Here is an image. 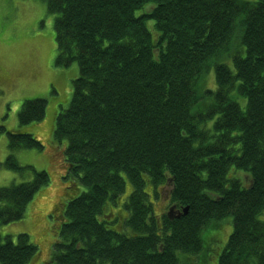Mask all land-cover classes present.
<instances>
[{
    "label": "trees",
    "instance_id": "trees-1",
    "mask_svg": "<svg viewBox=\"0 0 264 264\" xmlns=\"http://www.w3.org/2000/svg\"><path fill=\"white\" fill-rule=\"evenodd\" d=\"M42 1L54 64L77 65L49 138L61 154L52 210L64 242L43 264H181L202 255V229L227 215L230 231L209 259L264 264V0ZM45 106L22 99L18 123L41 120ZM7 134L4 164L31 167L13 152L41 140ZM47 181L40 169L0 186V223L19 219ZM164 184L185 212L157 222L148 185ZM108 202L122 203L136 239L100 242L111 235L98 217ZM35 249L27 233L0 234V264H24Z\"/></svg>",
    "mask_w": 264,
    "mask_h": 264
},
{
    "label": "rangeland",
    "instance_id": "rangeland-1",
    "mask_svg": "<svg viewBox=\"0 0 264 264\" xmlns=\"http://www.w3.org/2000/svg\"><path fill=\"white\" fill-rule=\"evenodd\" d=\"M55 54L53 17L46 11L42 0H0V186L29 180L34 170L48 172V181L35 191L23 215L17 220L0 223L2 237L8 235L15 242L17 235L24 232L36 245L35 252L24 264H41L40 260H45L50 253L51 219L47 215L62 187L61 154L49 138L56 112L65 107L71 95V80L77 73V65L75 61L55 65ZM206 80L209 84L212 82L210 74ZM39 96L46 99L43 118L19 124L17 111L22 99ZM19 128L30 131L44 145L14 150V157L20 165L31 166L21 171L4 164L9 152L7 130ZM127 182L122 194H127L131 188L129 180ZM148 189L156 190V197L150 194V198L157 203L154 211H161L164 207V200L158 201L161 186L151 188L148 185ZM224 219L217 226L207 225L202 229V238L210 231L202 255L183 258L181 264H214L215 260L209 259V253L212 258L210 245L224 240L231 228L230 217L227 215L220 220ZM223 243L218 244L219 249Z\"/></svg>",
    "mask_w": 264,
    "mask_h": 264
},
{
    "label": "flooded vegetation",
    "instance_id": "flooded-vegetation-1",
    "mask_svg": "<svg viewBox=\"0 0 264 264\" xmlns=\"http://www.w3.org/2000/svg\"><path fill=\"white\" fill-rule=\"evenodd\" d=\"M161 186V193H159V197H158V201H162L164 200V207L161 211H157L156 214H158V219L157 222L160 220V218L162 217L163 213H166L168 215H180L181 213L185 212L183 210L182 212V206L177 207L176 201H173L171 196H170V187L167 184L164 185H160ZM149 191V190H148ZM149 196L150 194H152V196L155 198L156 197V190H150L149 192ZM158 193V192H157ZM125 199V196H122V199ZM123 199V200H124ZM151 199V198H150ZM33 200V199H32ZM31 200V202H32ZM122 200V201H123ZM30 202V203H31ZM56 202H58V197L56 198L53 206L56 204ZM152 204H153V208L155 207V204H157L151 200ZM53 206L50 208V211L48 212L47 217H50V233H51V241H50V253L52 251L53 246L56 243H61L64 242L60 236L59 233L55 232L57 229L55 228V223H56V217L57 214L55 213V209L52 210ZM104 213L103 216L99 215V219H100V223L103 227H105L106 232L110 233L111 235H109L105 240H100V242L105 243L106 245H111V244H118L119 241L122 240L121 237H126L128 238V240H130V242L133 239H136V232L134 230L133 227H130L129 225H127L126 223V217H123L122 212H124V207L122 205V203H115L112 204L110 202H108L105 206H104ZM155 210V209H154ZM48 223V220H47ZM45 234L43 237V240L45 241ZM87 238L83 239V242H86ZM90 241H93L90 240ZM50 253L48 255V257L50 256ZM47 257V258H48ZM40 260V263L43 264L46 260Z\"/></svg>",
    "mask_w": 264,
    "mask_h": 264
},
{
    "label": "water",
    "instance_id": "water-1",
    "mask_svg": "<svg viewBox=\"0 0 264 264\" xmlns=\"http://www.w3.org/2000/svg\"><path fill=\"white\" fill-rule=\"evenodd\" d=\"M185 210V209H184Z\"/></svg>",
    "mask_w": 264,
    "mask_h": 264
}]
</instances>
